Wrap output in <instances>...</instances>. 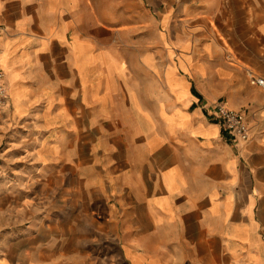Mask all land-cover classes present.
Here are the masks:
<instances>
[{"label": "crops", "instance_id": "0c3cea01", "mask_svg": "<svg viewBox=\"0 0 264 264\" xmlns=\"http://www.w3.org/2000/svg\"><path fill=\"white\" fill-rule=\"evenodd\" d=\"M0 69L2 122L34 130L61 219L48 264H98L99 243L127 264H264V0H0ZM0 264H23L21 239Z\"/></svg>", "mask_w": 264, "mask_h": 264}, {"label": "rangeland", "instance_id": "374dc122", "mask_svg": "<svg viewBox=\"0 0 264 264\" xmlns=\"http://www.w3.org/2000/svg\"><path fill=\"white\" fill-rule=\"evenodd\" d=\"M4 111L0 115V262L6 247L21 239L23 264L37 261L48 264L52 259L46 231L48 225L61 219L52 217L53 196L47 193L45 173L39 172V140L29 124L13 120L3 123ZM87 219L84 223L91 230L93 226ZM89 246L91 253L97 255L98 264H127L113 246L105 247L102 243Z\"/></svg>", "mask_w": 264, "mask_h": 264}, {"label": "built area", "instance_id": "2783aa9c", "mask_svg": "<svg viewBox=\"0 0 264 264\" xmlns=\"http://www.w3.org/2000/svg\"><path fill=\"white\" fill-rule=\"evenodd\" d=\"M250 83L252 86L259 87L264 91V78L249 74ZM8 92L5 86V75L0 69V115L8 106ZM212 115L216 116L221 122L224 132L229 135L232 140L245 142L249 138V127L243 116L232 110H229L225 103L218 101L212 107Z\"/></svg>", "mask_w": 264, "mask_h": 264}]
</instances>
